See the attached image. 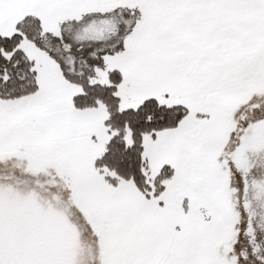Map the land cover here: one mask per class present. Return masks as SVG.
<instances>
[{"label": "snow or ice", "instance_id": "6c2138e0", "mask_svg": "<svg viewBox=\"0 0 264 264\" xmlns=\"http://www.w3.org/2000/svg\"><path fill=\"white\" fill-rule=\"evenodd\" d=\"M0 264H264V0H0Z\"/></svg>", "mask_w": 264, "mask_h": 264}]
</instances>
